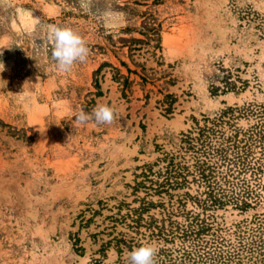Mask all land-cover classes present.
I'll return each mask as SVG.
<instances>
[{
  "label": "rangeland",
  "instance_id": "obj_1",
  "mask_svg": "<svg viewBox=\"0 0 264 264\" xmlns=\"http://www.w3.org/2000/svg\"><path fill=\"white\" fill-rule=\"evenodd\" d=\"M53 24L90 48L67 74ZM0 46V264H259L264 0H0Z\"/></svg>",
  "mask_w": 264,
  "mask_h": 264
},
{
  "label": "clouds",
  "instance_id": "obj_2",
  "mask_svg": "<svg viewBox=\"0 0 264 264\" xmlns=\"http://www.w3.org/2000/svg\"><path fill=\"white\" fill-rule=\"evenodd\" d=\"M83 8L87 9L89 0H81ZM47 40L50 43V57L55 69L67 74L72 71L76 64L87 62L90 55V48L84 38L70 27L49 25ZM11 49V46H0V56H3V49ZM5 71V65L0 61V73ZM78 124H86L92 121L99 124H111L116 119V111L107 104L97 105L91 113L81 110L74 115ZM159 253L158 244L149 242L133 248L126 253V264H156V257Z\"/></svg>",
  "mask_w": 264,
  "mask_h": 264
},
{
  "label": "trees",
  "instance_id": "obj_3",
  "mask_svg": "<svg viewBox=\"0 0 264 264\" xmlns=\"http://www.w3.org/2000/svg\"><path fill=\"white\" fill-rule=\"evenodd\" d=\"M260 186L264 187V184L260 185ZM243 193H245V195H244L245 197L244 198L246 199L248 197L250 200L253 199V198H256L254 200H258V198L261 196L260 193L256 192L255 189L249 188L248 186L243 189ZM240 205L243 206V207H248L250 205V203H248L247 201L243 200V201H240ZM251 235H252V237L250 239V242H248L247 250L250 252V255L252 256L251 251H252V248L254 247L255 241H256V240H253V238H256V235L255 234H251ZM262 235L264 236V233ZM258 238L260 239V235L258 236ZM242 239H243V236H242ZM257 242H258L257 245L259 244L258 255L262 256V259H260L258 263L259 264H264V256H263L264 255V253H263L264 252V248H262L263 245H264V240L263 239L262 240H258ZM193 255L194 254L191 253L190 251H184L182 253V258L180 259V261L177 262V263H174V264H196L195 258L192 257ZM207 255H208V257L203 258V260L204 259L208 260L210 264H217V263H213V260H215L214 257H216V256H210V254H207ZM196 257H198V256H196ZM201 258H202V256H200V259ZM238 258H239L238 260H239V263H240L241 259H243V258L242 257L240 258L239 256H238ZM203 260L201 261L202 264H203ZM98 264H100V263H98ZM171 264H173V263H171ZM223 264H227V262H223Z\"/></svg>",
  "mask_w": 264,
  "mask_h": 264
}]
</instances>
